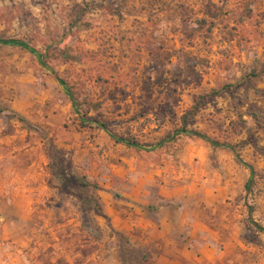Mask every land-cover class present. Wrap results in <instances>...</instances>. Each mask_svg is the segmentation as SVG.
Segmentation results:
<instances>
[{
  "label": "rangeland",
  "instance_id": "obj_1",
  "mask_svg": "<svg viewBox=\"0 0 264 264\" xmlns=\"http://www.w3.org/2000/svg\"><path fill=\"white\" fill-rule=\"evenodd\" d=\"M197 102L187 127L234 145L251 191L229 149L167 140ZM247 205L264 225V0H0V264H147L205 242L264 264ZM174 216L213 236L168 247L137 226Z\"/></svg>",
  "mask_w": 264,
  "mask_h": 264
},
{
  "label": "crops",
  "instance_id": "obj_2",
  "mask_svg": "<svg viewBox=\"0 0 264 264\" xmlns=\"http://www.w3.org/2000/svg\"><path fill=\"white\" fill-rule=\"evenodd\" d=\"M174 218L175 216L171 218L173 220L162 218L159 220V222H152L150 220L145 221L144 219H140L137 222V226H139V228H141L146 233L147 242H152L155 240L158 243H163L164 241H167L168 247L171 246L169 240H177V238H179L178 234H180L179 231L181 230H185L184 234L186 236L189 235L188 239L200 237L201 234H203L204 239H206V235H209L208 238L213 236L212 230L208 228L205 222L200 221L198 218L197 219L199 222L194 220L195 222L193 224L191 223L189 229L186 223H183L179 229L180 223H177L176 219ZM192 227L193 230L191 229ZM195 227H197V229H195ZM183 237L185 236L183 235ZM179 245L180 244L178 243V246ZM158 248L161 249L160 247ZM232 253L233 251H209L206 248V242L204 245L198 246L197 249H192V251L185 245H181L179 247L175 246V249L170 251H147V255L149 257L147 264H225L223 259L226 256L231 257ZM230 262H232V260ZM240 264L244 263L240 262Z\"/></svg>",
  "mask_w": 264,
  "mask_h": 264
},
{
  "label": "trees",
  "instance_id": "obj_3",
  "mask_svg": "<svg viewBox=\"0 0 264 264\" xmlns=\"http://www.w3.org/2000/svg\"><path fill=\"white\" fill-rule=\"evenodd\" d=\"M212 27L209 26L208 30H210ZM17 44H20L24 47H27L29 50L32 51V49L26 44L23 43L21 41H13ZM61 83L65 84L63 82L62 79H60L59 77H56ZM199 107V103H195L190 110H188L187 112H185L182 117H181V125L178 129H176L172 135H169L167 137V140H173L176 136L183 134V135H187V136H193V137H197L200 138L204 141H206L207 143H209V145L215 149L218 147H222V148H227L229 149L233 155H234V159L235 161L241 165L242 167L246 168L249 171V176L244 184V189L245 191H251L255 181H256V175H257V171L255 170L254 166L252 164H250L249 162L245 161L236 151L235 146L229 143H223V142H219L218 140L209 137L208 135H206L205 133H202L200 131L194 130V129H189L187 127L188 125V121L190 118H192L194 116V114L196 113L197 109ZM103 127H105V125H102ZM111 137L117 141V142H122L128 146H133V147H140V144L132 139H124V138H119L117 136H115L114 134H110ZM166 139L163 140L164 142L167 141ZM247 211H248V216H247V220L250 224H252L257 231L259 232H264V225H261L257 222H255L252 218V211H253V207L250 205H247Z\"/></svg>",
  "mask_w": 264,
  "mask_h": 264
}]
</instances>
